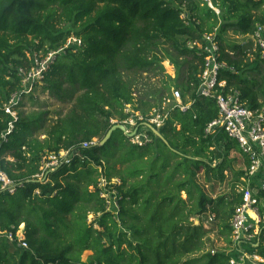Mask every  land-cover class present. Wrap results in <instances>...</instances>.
<instances>
[{
  "label": "trees",
  "instance_id": "16d2710c",
  "mask_svg": "<svg viewBox=\"0 0 264 264\" xmlns=\"http://www.w3.org/2000/svg\"><path fill=\"white\" fill-rule=\"evenodd\" d=\"M212 4L219 14L201 0H0V170L19 184L14 195L0 191V264H14L7 235H16L23 224L29 250L18 249L15 264H229L234 254H212V231L194 220L215 213L220 234L231 245L230 221L242 198L212 199L195 178L207 172L224 182L230 152H242L224 131L205 134L219 109L215 99L198 94L204 56L188 44L218 29L220 60L227 64L220 81L239 91L251 109H261L264 60L256 51L251 61L224 37L253 36L264 26V0ZM71 37L81 45L58 55L43 81V89L61 102L71 95L69 85L76 92L71 108L47 127V114L21 112L22 99L12 107L15 121L5 105L23 90L21 70L29 72L35 55L58 51ZM165 61L175 67V78L165 74ZM131 72L162 76V91L138 95L135 80L128 79ZM172 87L191 107L172 112L160 131L169 146L151 131L154 141L146 149L129 144L121 131L115 133L124 139L115 141L114 133L99 145L115 125L112 120L129 116L127 105L145 115ZM95 139L97 145L82 147ZM111 146L114 154L108 156ZM70 149L80 155L43 180L36 178L45 156ZM243 175L236 174L238 184ZM101 177L119 195L116 216L100 196ZM256 242L249 250L264 257V227ZM86 251L93 255L83 262Z\"/></svg>",
  "mask_w": 264,
  "mask_h": 264
},
{
  "label": "built area",
  "instance_id": "2783aa9c",
  "mask_svg": "<svg viewBox=\"0 0 264 264\" xmlns=\"http://www.w3.org/2000/svg\"><path fill=\"white\" fill-rule=\"evenodd\" d=\"M207 3L213 10L219 14V11L213 7L212 0H201ZM218 29L212 34H205L201 41H195L188 44L190 49H197L200 55L204 56V64L198 75L199 86L198 94L203 98L215 99L219 116L211 122L206 130L207 136L216 134L219 130L224 131L226 135L234 140L241 150L242 154L248 160V166L241 177L239 195L242 198L240 205L236 206L234 214L230 221L231 226V245L230 251L234 254L229 260V264H264V257L256 252H251L250 247L257 248L264 227V106L259 110H253L243 102L242 94L239 91L227 90V83L220 81L221 71L227 68L226 63L220 60V46L217 40ZM256 51H259L260 57L264 60V26H258L253 34ZM69 38L67 44L58 51H51L42 58V53L35 55L34 62L29 72L21 70L23 78V90L13 95L11 101L5 105V112L17 121L18 113L12 107L22 101V94H29L26 89L35 86V82H43L52 64L57 56L64 53L66 48L72 46ZM81 42V41H80ZM81 45V43L79 44ZM32 83V84H31ZM191 103L185 104L180 89L172 88L170 95L164 97L156 107L152 108L147 114L135 112L132 106L127 105L124 112L129 115L123 121L112 120L113 124L125 126L129 143L135 147L145 149L153 144L148 125L161 131L167 124L172 112L178 110L186 113L190 110ZM14 126L11 124V131ZM179 128V126H178ZM98 141L84 143L83 148L87 149L97 145ZM80 155L78 149L62 150L59 154L50 153L43 158L41 173L36 176L38 179L49 172L57 170L63 164H69L71 160ZM83 159V158H82ZM116 184L115 180L111 182ZM19 184L12 180L9 175L0 170V191L9 195L16 194ZM98 188L100 196L106 202L108 212L118 211V193L113 188L108 187L106 179H99ZM195 224L199 225L206 221L209 225L217 222V215L212 211L204 217H197ZM3 233L0 230V238ZM7 239L14 243L19 249L29 250V246L24 242V233L17 232L16 235L9 233ZM215 254V251H211Z\"/></svg>",
  "mask_w": 264,
  "mask_h": 264
},
{
  "label": "rangeland",
  "instance_id": "374dc122",
  "mask_svg": "<svg viewBox=\"0 0 264 264\" xmlns=\"http://www.w3.org/2000/svg\"><path fill=\"white\" fill-rule=\"evenodd\" d=\"M70 40L72 46L79 45L81 42L75 37H71ZM224 39L229 44H246L248 42H251V38H245L243 39L237 32H229L225 35ZM247 41V42H246ZM246 42V43H244ZM252 44V43H251ZM253 45V44H252ZM76 51V49H74ZM42 58H44V54L42 53ZM163 66L166 71V75L170 76L171 78H175V67L169 62L165 61L163 63ZM127 75V74H126ZM152 74H146V73H140V72H131L128 74L129 78H132L135 80L134 90H138V95L148 93L150 91H162L161 81L164 80L163 77H155L154 79L150 78L149 76ZM153 77V76H152ZM166 80V78H165ZM36 86H33L30 88V84L27 85L26 89L30 92L29 94H25L23 99V108L21 109V112L24 113V115L29 116L32 114H39V113H45L47 114L46 119L44 121V125L47 127L50 126L59 116L65 115L69 109L72 106V101L74 97L76 96V92H73L72 88L69 85H66L65 88L71 93L70 97L65 100L64 102H61L57 100L55 97L52 96L48 91H45L43 89L44 84L43 82H35ZM32 84V83H31ZM171 86H173V83H170ZM174 88V87H172ZM172 92V89H171ZM171 93H169L170 95ZM161 93L157 94L158 97H160ZM166 96V95H165ZM135 111V110H134ZM137 112V111H135ZM142 114V113H141ZM116 121V120H115ZM116 125V124H115ZM41 139H44V136L41 135ZM115 141H119L124 139L123 135L119 132L115 133L114 136ZM130 144V143H129ZM115 147H109L107 149V155L111 156L114 154ZM139 152V149H135ZM229 165L231 166L230 170L226 172V179L224 182H218L212 178V176L207 173L203 172L199 174L195 178V181L198 183V185L202 188L204 193L212 198V199H218L221 197H226L230 202L236 199V197L239 195V187L235 186V179L236 174L243 171L246 167L244 157L236 152L235 150H232L228 157ZM218 162H216L214 165H217ZM120 167V166H119ZM43 180V179H40ZM116 182H119L118 180H115ZM186 194L183 193V198L186 199ZM113 215H117V212H110ZM93 215H90L88 217V221L92 222L94 219L92 217ZM202 223V222H201ZM204 226L206 229H210L212 233L209 236L208 240V247L210 251L215 252H224L228 254H233L230 251V243H228L224 236L220 234V223L217 222L215 224L209 225L206 224V221H203ZM98 228V227H96ZM22 230H18V234H22ZM9 246L11 248V251L14 252V259L13 263H18L20 259L19 253H17V245L14 243H9ZM16 251V252H15ZM93 255L92 251H86L82 255V261L87 262L89 258ZM199 254H197L198 256ZM194 256H189L188 258H193Z\"/></svg>",
  "mask_w": 264,
  "mask_h": 264
},
{
  "label": "water",
  "instance_id": "95a60500",
  "mask_svg": "<svg viewBox=\"0 0 264 264\" xmlns=\"http://www.w3.org/2000/svg\"><path fill=\"white\" fill-rule=\"evenodd\" d=\"M147 127L150 129L151 132H153L155 134V136H157L158 139L162 140L167 146H169L168 142L166 141V139L163 137V135L159 131H157L156 129H154V127H152L150 125H148ZM116 131H121L126 137L130 136L127 134L125 126H123L121 124H116L109 130V132L107 133L105 138L99 143V145L105 146L111 140L112 135Z\"/></svg>",
  "mask_w": 264,
  "mask_h": 264
},
{
  "label": "crops",
  "instance_id": "0c3cea01",
  "mask_svg": "<svg viewBox=\"0 0 264 264\" xmlns=\"http://www.w3.org/2000/svg\"><path fill=\"white\" fill-rule=\"evenodd\" d=\"M239 34V33H238ZM240 35V34H239ZM241 36V35H240ZM243 39H247V38H251V42H248V43H246V42H244V43H246V44H243V43H241V44H236V45H239V46H241L242 47V49H243V51L244 52H246V53H248V55H249V57L251 58V61H252V54L253 53H255L256 52V47H255V43H254V40H253V37L252 36H241ZM253 45H252V44ZM227 65V64H226ZM254 76V75H253ZM253 76H251V77H253ZM220 145L222 146V148H224L223 147V142L222 143H220ZM146 149V148H145ZM241 155L244 157V161H245V156L241 153ZM247 167V166H246ZM245 167V168H246ZM245 170V169H244ZM243 170V171H244ZM242 172V171H241ZM240 184V183H239ZM234 185L235 186H237L238 185V183L236 182V179H235V183H234ZM23 229V231H21L22 233H24V230H25V225L23 224V225H21L20 227H19V229L18 230H22ZM17 248H18V246H17Z\"/></svg>",
  "mask_w": 264,
  "mask_h": 264
}]
</instances>
